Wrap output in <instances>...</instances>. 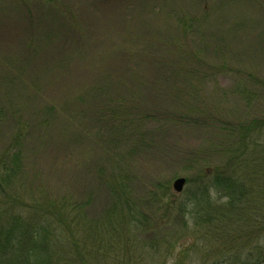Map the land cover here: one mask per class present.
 <instances>
[{"label":"rangeland","instance_id":"obj_1","mask_svg":"<svg viewBox=\"0 0 264 264\" xmlns=\"http://www.w3.org/2000/svg\"><path fill=\"white\" fill-rule=\"evenodd\" d=\"M10 3L6 9V1H0V174L6 168L5 180H0V233L6 231L15 214L37 225L46 200L71 205L85 201L86 222L82 218L77 234L86 238L88 264H236L240 259L253 264L264 259V224L257 225L255 216L248 227L219 231L220 217L223 219L226 211L218 213L217 222L208 219L213 211L189 207L185 215L178 214L176 208L198 188V182H186L180 193L174 190L173 182L179 177L187 180L188 173L196 172L188 167L193 161L172 163L165 166L164 173L159 170L161 174L147 166V176L164 175L168 188L148 189V180L136 174L129 191L124 190L128 193L114 198L98 170L107 159L105 146L108 154L119 158L122 149L114 145L132 146L122 141L124 128L131 133L132 127L121 120L122 128L119 126L117 132L106 123L104 112L95 116L90 111L95 101L144 85L158 97L160 91L164 97L170 93L173 100L170 97L169 102L179 119L188 112L208 118L207 126L186 127L174 119L169 121L168 115L156 114L163 134H176L192 151L209 147L223 126L259 108L264 110V100L250 108L242 99L245 97L235 93L237 86L256 85L247 75L264 78V0ZM20 3L23 12L13 9V4L19 9ZM98 82L105 92L102 96L93 91ZM66 101L73 103L74 123L81 128L71 126L56 109L52 111ZM81 101L88 114L79 112ZM53 114L56 120L52 127L39 125L38 118ZM152 124L158 126L157 121ZM69 137L72 140L68 141ZM20 151L17 176L9 179L12 157ZM199 155L195 158L201 163ZM217 157L210 160L221 163L224 157ZM140 162L133 156L128 161L132 166ZM211 198L215 204L221 202L216 191ZM121 199L130 204L121 205ZM89 223L97 225L90 227ZM257 228L261 231L255 232ZM71 241L69 231L60 229L51 242L54 259L50 264H76L73 260L80 253ZM4 244L0 238V264L19 263L22 258L18 254L22 253H14L20 250L18 242L16 251L10 245L7 253L1 249Z\"/></svg>","mask_w":264,"mask_h":264},{"label":"trees","instance_id":"obj_2","mask_svg":"<svg viewBox=\"0 0 264 264\" xmlns=\"http://www.w3.org/2000/svg\"><path fill=\"white\" fill-rule=\"evenodd\" d=\"M0 1L2 3L6 1V9L8 5L12 4L10 0ZM16 4H13V9L23 12L24 8L22 3L19 4V9L16 7ZM35 17L34 15L29 18L33 20ZM30 27L32 28L33 25H30ZM247 78H249V80H254L256 85L249 83L247 86H237L235 93L239 97L244 96L245 98H241L247 107L251 108L257 106L261 100H264V78L255 74L247 75ZM185 88L190 91L192 87ZM150 89V87L144 85L130 86L129 92L126 94L119 96L114 92L108 99L104 100L102 98L99 102L95 101L91 105L90 111L92 114L99 116L104 112L106 119L109 121L106 123L112 125L111 128L116 129L117 132L119 126V129L122 128L123 122L121 120L132 127L131 133L129 128H124L126 135L122 136L124 137L122 141L126 143L129 142L132 146H128L125 143L114 145L116 149L117 147L118 149H122L123 155H121L120 158L114 154H108V146L104 147V151L107 153V159L99 168L98 175L105 181L106 190L109 191L114 198L123 197L121 193H128L124 190L129 191L130 184L135 181L133 179L136 178L134 177L136 174L144 176L143 179L145 181L148 180L150 184V186L148 184V189H154V187L157 188L161 185L168 188L169 181L167 183L165 182L167 178H165L164 175L163 177L161 176V178L153 179L147 176V166L156 168L158 173L161 174L159 170L164 173L163 169H165V166H169L172 163L178 164L182 160L187 159L188 163L193 161V165L190 164L188 167L196 171L193 172V174L188 173L187 182L189 184L193 181L198 182V188H193L189 192L190 196L188 199L181 204L179 209L176 208L179 215H185V210L189 207H193L205 212L207 211L206 213H208V211H213V216L209 215L208 219L217 222L218 213L221 211L225 213L226 211L223 219L219 216V222L222 221L221 224L217 226V230L219 231L229 228H236L235 231H238L239 228L248 227L247 223H250L254 216L258 218L257 225L259 222L264 224V212L262 210L264 207V138H262V140L259 139L260 132L264 134V110L259 108L254 114L252 113L240 117L238 118L240 120L223 126V132H220L215 142L210 144L209 147L203 145L202 150L199 149L201 151L198 150L199 152H197L185 146V144L176 138V134H163L160 129L161 120L159 121L155 115L163 113L168 115L169 121L174 119L176 122H181L186 127H191L192 125L207 126L205 123L208 118L201 119L202 116H197L196 112L189 113L187 111L188 114H183L182 119H179L177 117L178 111H176L169 102L170 97L173 100L171 94L165 93L164 97L161 95L162 92L160 91V97H158L156 93L152 92ZM102 90L103 87L100 82L93 88V91L99 96L105 93H102ZM195 91H197V89ZM83 102L81 101V104L78 105L79 112L85 111V113L88 114V110H84L81 106ZM262 104H264V102H262ZM72 105L73 103L71 101H66L60 108H58L59 105L52 108V111L56 109V112H60L63 118L69 119L71 126L81 128V125L74 123L77 116L71 111ZM187 106L190 107L189 105ZM190 109L191 111H195L194 107ZM0 113H2L1 109ZM38 120L40 126L44 127L43 125H45L46 127L44 128L49 129L53 126L56 119L53 114L42 115V118H38ZM156 121L158 122V126L152 124ZM216 125H218L217 122ZM88 134L90 135V133ZM21 137L22 132L20 136L18 135L16 137L17 143ZM70 140H72V137H69L68 141ZM94 141L96 145H99L97 140ZM114 141L117 142L116 138ZM109 143L112 144L110 141ZM99 147L102 148L100 145ZM203 148L205 149L203 150ZM196 155L202 157L201 159L203 161L201 163L196 160ZM132 156L136 158L137 161L146 164L140 162L139 165H135V163L134 166L130 165L128 161ZM217 156L224 157L221 158V163H213L214 158ZM220 157L217 158L220 159ZM4 158H6V156H4ZM12 158L11 166L7 171L9 179H13L17 176V168H19L18 161L22 158V152H15ZM211 158H213V160H210ZM111 170L112 172L110 173ZM118 170L121 171L120 174L116 173ZM0 175V180H5V167L4 173ZM211 191H216L218 194L217 200H221V202L214 203L211 198ZM45 194L52 197V193L49 194V192H46ZM222 199L224 200L222 201ZM84 202L75 201L74 204L71 205L60 200H58L57 203L54 199L50 201L46 200L39 210L42 212H40L41 219L37 225H32L29 221H26L25 218H18L15 214L13 220H8L6 231L1 232L2 235L0 238L5 242L1 249H6L7 253L11 245L13 251H16L15 245H17L18 242L20 250L14 253H22L18 254L22 259L17 264H50L52 262L51 258L54 259L53 255H51V246H53L51 242H53V238L59 233L60 229H65L69 231L72 237V248L74 247L80 253L79 256L76 255V259L74 258L73 263L88 264L85 261L84 255V252H86L85 248L87 247L86 238H81L77 234L78 225L81 224L82 218H84L86 222L84 213L87 203L85 202V204ZM121 203V205L125 203L130 204V202L125 199H121ZM64 205H69L70 212L66 210L67 206ZM66 213L69 215L68 217H66ZM198 214H201V211ZM45 215L54 216L55 220H46ZM69 217L71 218L68 219ZM44 220L47 224H44ZM41 221L42 225H39ZM53 222L59 225L57 227L53 225L52 228L51 224H55ZM89 225L93 227L97 225V223H89ZM94 230L96 231V226ZM254 231L260 232L261 230L257 228V230ZM1 253L4 252L2 251ZM237 257L239 258V256ZM32 258L33 260H31ZM246 261L248 260L242 261L240 259V261H236V264H244ZM218 264H221V262H218ZM233 264H235V262ZM245 264L251 263L246 262ZM253 264H264V259H257Z\"/></svg>","mask_w":264,"mask_h":264},{"label":"water","instance_id":"obj_3","mask_svg":"<svg viewBox=\"0 0 264 264\" xmlns=\"http://www.w3.org/2000/svg\"><path fill=\"white\" fill-rule=\"evenodd\" d=\"M187 180L186 177H179L173 182V188L176 192L180 193L183 191Z\"/></svg>","mask_w":264,"mask_h":264}]
</instances>
